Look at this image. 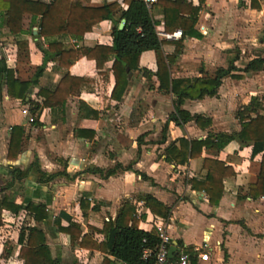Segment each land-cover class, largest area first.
Wrapping results in <instances>:
<instances>
[{"label": "crops", "instance_id": "obj_1", "mask_svg": "<svg viewBox=\"0 0 264 264\" xmlns=\"http://www.w3.org/2000/svg\"><path fill=\"white\" fill-rule=\"evenodd\" d=\"M32 1L50 3L53 0ZM167 1L187 6L182 8L184 16L190 13L189 6H201L195 29L202 37H185L181 54L168 65L171 79L213 76L218 68L228 67L230 51H240V59L235 63L238 71L232 73L239 79L226 77L217 96L186 100L183 105L191 115L204 117V127L191 121L184 126L170 122L166 128L174 111L175 97L159 90L160 81L153 75L158 71L153 51L141 55L139 70L129 73L125 90L116 97H113L116 83L113 59L101 70L93 60H77L68 72L84 80L79 93L51 107L44 105L45 98L40 91L46 88L52 91L65 72L57 67L53 57L28 94V104L10 97L5 84L0 90V201L5 195H11L18 205L46 206L49 218L41 227L47 233L52 256L62 264H102L106 255L96 250L72 248L70 237L61 233L55 223L61 212L80 224L83 234H90L94 241L101 243L104 236L91 228L102 229L110 219L115 220L126 201L136 209L130 225L136 224L149 232L157 223H163L173 243L187 251L192 249L189 254L193 257L195 250L208 240L210 249L205 252L209 259L199 260L200 264H264V195H258L255 190V197L251 190L260 174L262 155L252 157L253 146L235 140L222 150L203 148L200 157L184 165L165 160V150L182 138L203 141L209 133L240 132L237 112L253 98L264 96V72L246 74L243 71L251 60L264 57V0ZM83 2L89 9L111 4L119 6L118 11L128 9L123 0ZM158 2L151 8L159 23L158 33L182 32L181 29L165 30V10ZM118 11L114 20L119 19ZM39 20L40 17L33 20L30 13L23 15L22 29L26 33L23 39L28 41V50H20L9 30L0 28L1 53L6 57L8 68L15 70L16 77L23 81L33 80L36 69L45 62L38 43L45 49L49 43L44 38H36ZM114 27V21H103L86 33L81 42L71 36L58 39L68 46L111 47ZM161 39L166 55H173L175 44L181 40ZM24 109L28 110L27 115ZM31 116L35 118L34 123L29 121ZM13 127L23 128L24 133L20 152L10 160L8 150ZM205 160L219 161L228 167L218 205L210 204L205 192L192 188L193 178L207 175ZM36 163L45 175L42 180L31 169ZM118 164L130 169L118 171L109 178L87 171L92 168L106 171ZM14 170L29 173L21 180H13ZM144 195H151L166 205L170 209L169 217L154 215L139 199ZM81 200L89 202L86 215L81 209ZM95 206L97 211L93 210ZM36 225L33 216L25 210L18 214L3 211L0 264H24L19 257V233L22 227ZM61 226H69L66 218L61 219Z\"/></svg>", "mask_w": 264, "mask_h": 264}, {"label": "trees", "instance_id": "obj_2", "mask_svg": "<svg viewBox=\"0 0 264 264\" xmlns=\"http://www.w3.org/2000/svg\"><path fill=\"white\" fill-rule=\"evenodd\" d=\"M123 1L128 5V9L118 11L119 6L116 4L105 5L96 9L85 8L83 0H53L50 3L32 0H0V12L3 13L0 15L2 20L0 28L4 27L9 30L20 50H28V41L23 39L26 33L22 29V18L25 13H30L33 20L40 17L36 38H44L49 43L46 49L41 43H38V47L45 56V62L36 69L35 78L29 81H23L16 77V71L8 68L6 57L0 50V90H2V85L5 84L10 97L20 99L23 103L28 104L29 102L26 101L28 94L33 86L38 84L49 58L53 57L57 67L65 70V72L61 81L52 91H49L48 88L40 91L45 98L44 105L51 107L53 103L65 102L71 94L79 93L84 80L74 78L68 72L77 60L81 58L93 60L96 62L98 70H101L106 63L113 59L112 71L116 81L113 97H116L117 93L122 94L125 90L129 73L139 70L141 55L144 52L153 51L156 54L158 65V71L153 75L160 81L159 90H165L167 94L172 93L175 97L173 101L174 111L169 116L166 128L170 122L175 123L177 126H184L191 121H195L199 126L204 127V117L191 115L183 109V105L186 100L198 101L206 97L217 96L222 81L226 77L231 76L239 79L238 76L232 73L238 71L235 63L240 59V51H230L228 53L230 54L227 62L228 67L226 69L218 68L213 76L194 79H171L168 65L181 54L185 37H202L201 33L195 29L201 6L197 8L189 6L190 13L188 16H184L182 8H187V6L182 7L176 2L159 0L158 5H161L165 10V30L173 32L176 29H181L183 33V38L175 44L174 54L166 55L163 50L164 41L159 37L157 31L159 23L154 19L151 9L140 0ZM200 2L202 3L204 0H200ZM117 11L120 12V16L118 20H114ZM122 20H125L126 23L124 28L120 29L119 23ZM103 21H114L115 24L112 31L113 45L111 47L96 46L87 48L79 44L68 46L58 39L61 36H71L81 42L86 33L91 32L95 25ZM243 71L246 74L264 72V57L251 60ZM47 91L49 93H46ZM61 97L62 99H60ZM35 106V109H37L38 106ZM263 113L264 96L253 98L248 106H243L236 114L241 125L240 132L232 134L209 133L203 141H189L182 138L165 150V160L176 165H184L190 159L200 157L203 148L222 150L235 140L243 145H252V157L261 154L262 160L258 180L256 184L251 186V190L255 197H257L254 193L255 190L258 195H264ZM23 133L21 127L12 128L8 150L10 160L15 159L20 152ZM204 168L207 170V175L201 178H193L191 180L192 188L195 191L205 192L210 204L218 205L224 192L223 179L226 177L225 170L228 167L219 161L205 160ZM31 169L39 174L40 180L45 177L39 170L37 163L33 164ZM128 169L130 167L124 168L118 164L115 168L106 171L98 168L88 169L87 171L100 174L103 178H109L116 175L118 171ZM28 173L29 171L14 170L12 172L13 180H21ZM139 199L154 215L164 219L169 217L170 209L153 196L144 195L140 196ZM15 201V198L11 195H5L1 199L0 226L2 225L4 210L13 214L25 210L33 216L37 224L34 227H22L20 230V259L24 261V264H62L58 258L52 256L47 243V233L41 227L49 218L46 206L33 203L18 205ZM80 206L86 215L89 202L81 200ZM93 210L97 211L98 207L95 206ZM135 211V207L129 201H126L115 220L110 219L102 229L91 228L92 231L104 236L105 239L101 243L94 241L90 234H83L80 224L73 222L72 218L64 212L56 217L55 223L61 233L70 237L72 248L78 247L86 251L96 250L105 254L102 264H153V256L150 259H144V252L151 250L153 254L155 253L160 243L157 230L154 228L147 232L139 229L136 224L130 225ZM62 218L67 219L69 226H61ZM24 241H26L25 244ZM191 250L185 251L189 254L192 252Z\"/></svg>", "mask_w": 264, "mask_h": 264}, {"label": "built area", "instance_id": "obj_3", "mask_svg": "<svg viewBox=\"0 0 264 264\" xmlns=\"http://www.w3.org/2000/svg\"><path fill=\"white\" fill-rule=\"evenodd\" d=\"M142 1L149 9H151L155 4H157L158 0H140ZM158 35L167 40H179L182 38L183 34L181 31H176L173 33H166V32H160ZM24 114H28V110H23ZM30 123L35 122L34 117L29 118ZM155 229L157 230L160 243L155 250V253L151 250H146L144 252V259H150L152 256L154 258L153 264H200L199 260L201 261H207L209 259V254L205 251H208L210 249L209 241H205L200 247H198L195 250V257L188 254L184 248L177 245L176 243H173L172 238L170 237L168 233V229L166 225L163 223H157L155 226ZM177 248L178 252L175 254L173 260L169 259V252L171 248ZM197 259L194 260V259Z\"/></svg>", "mask_w": 264, "mask_h": 264}, {"label": "water", "instance_id": "obj_4", "mask_svg": "<svg viewBox=\"0 0 264 264\" xmlns=\"http://www.w3.org/2000/svg\"><path fill=\"white\" fill-rule=\"evenodd\" d=\"M125 23H126V21L125 20H123V22L120 24V29H123L124 28V26H125ZM178 252V249L175 247H173V248H171L170 249V252H169V259L170 260H173V258H174V256H175V254Z\"/></svg>", "mask_w": 264, "mask_h": 264}]
</instances>
